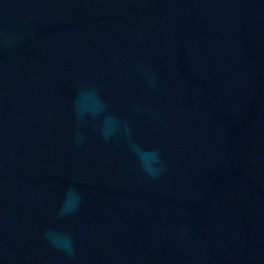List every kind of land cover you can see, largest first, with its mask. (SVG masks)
<instances>
[{
    "label": "water",
    "instance_id": "water-1",
    "mask_svg": "<svg viewBox=\"0 0 264 264\" xmlns=\"http://www.w3.org/2000/svg\"><path fill=\"white\" fill-rule=\"evenodd\" d=\"M0 264H264V0H0Z\"/></svg>",
    "mask_w": 264,
    "mask_h": 264
},
{
    "label": "clouds",
    "instance_id": "clouds-1",
    "mask_svg": "<svg viewBox=\"0 0 264 264\" xmlns=\"http://www.w3.org/2000/svg\"><path fill=\"white\" fill-rule=\"evenodd\" d=\"M53 243H56V240H55V238H53Z\"/></svg>",
    "mask_w": 264,
    "mask_h": 264
}]
</instances>
